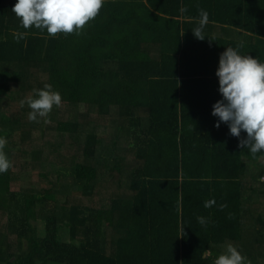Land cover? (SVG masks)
Masks as SVG:
<instances>
[{
	"label": "trees",
	"instance_id": "1",
	"mask_svg": "<svg viewBox=\"0 0 264 264\" xmlns=\"http://www.w3.org/2000/svg\"><path fill=\"white\" fill-rule=\"evenodd\" d=\"M15 3L0 0V136L12 164L0 174V264H214L226 248L213 247L228 241L264 264V242L255 253L233 244L251 221L264 224V155L211 115L220 54L242 44V55L264 62V0H105L82 29L55 36L21 27ZM201 9L203 40L192 33ZM17 31L27 33L19 42ZM46 84L62 104L38 121L80 139L55 178L27 161L14 169L31 121L20 102ZM114 110L104 142L98 129ZM90 115L102 121L86 130L81 117ZM32 140L31 162L58 156L57 144L47 153ZM126 142L130 150L118 147ZM25 176L49 184L24 189ZM97 190L106 193L98 204Z\"/></svg>",
	"mask_w": 264,
	"mask_h": 264
},
{
	"label": "clouds",
	"instance_id": "2",
	"mask_svg": "<svg viewBox=\"0 0 264 264\" xmlns=\"http://www.w3.org/2000/svg\"><path fill=\"white\" fill-rule=\"evenodd\" d=\"M105 0H16L12 12L20 20L21 27H35L46 31L49 36L58 33L70 34L78 31L95 18L103 7ZM185 9H181L184 11ZM198 26L192 30L194 36L205 39L203 28L208 23V12L200 10ZM26 32H13V38L19 42L26 37ZM231 46L223 51L218 59L215 75L218 78V92L221 99L212 105L211 115L217 118L215 127L221 123L227 125L231 136L246 138L240 146L248 148L253 155H264V62L249 55H242L239 49ZM34 95L21 100V107L28 105L31 111L28 119L47 117L53 107L62 104L61 94L53 90L50 84L42 89H34ZM7 139L0 136V174L7 172L11 161L4 152ZM214 201L205 202L210 207ZM201 225L207 223L206 218L197 217ZM184 231V229H182ZM214 264H251L237 247L229 244L219 254Z\"/></svg>",
	"mask_w": 264,
	"mask_h": 264
},
{
	"label": "rangeland",
	"instance_id": "3",
	"mask_svg": "<svg viewBox=\"0 0 264 264\" xmlns=\"http://www.w3.org/2000/svg\"><path fill=\"white\" fill-rule=\"evenodd\" d=\"M79 110L85 111L86 110L85 106L81 107ZM39 119L40 118H37V120H35V121L25 120L28 124L24 127V129H26L27 126L29 127L30 123L32 125L34 122L38 121ZM109 119H106V125L104 126L105 128L100 127L98 129L99 133L102 136H104V142L109 141V139L111 137L110 130L115 126L113 124H115L118 121V117L116 115L115 110L110 113ZM99 120L102 121V119L96 118V116H92V115L86 116V117H81V122L83 123V126L86 130H88V128H90V127L94 128ZM53 125L54 124H52V123H48V122H45L44 120H40L32 127L33 130H24V129L21 130L23 132V136L20 139V141H22V143H24L28 146L26 147L27 148L26 152L24 150H22V148H20L21 153H20L19 149H15L14 154L18 155L17 158L15 156V160H16L15 165H14L15 171H20L21 169H27V168H31V167L32 168L37 167V169L44 170V173L46 175H48V178L49 177L55 178L56 177V175L54 174V168L55 167L60 166L62 168H65V167L68 168V166H69L68 156H71V155L73 156V154H75V153H78V155L80 154L79 152L81 150H79V148H78L80 145L79 137H77V138L74 137L71 139L70 142H68L67 137H64V136L62 137L60 135V133L55 132V130L53 129ZM123 133H124V135H126L125 132H123ZM37 138L45 146V147H39V149H45L46 150V147L48 146L49 143L57 144L55 149L57 150L58 156L52 157L50 155H48V156L43 155V156H41V159L39 161L34 162L32 160V162H31V160L29 159L30 155L28 154L29 145H30L29 141L31 139H33L31 141V143H34L36 146H39V142H38ZM58 144H60L62 146H58ZM127 145H128L127 142L125 143V145L123 143H119L118 147H121L122 150H125V149L130 150L131 148L127 147ZM46 152L48 153L47 150H46ZM61 153L64 154L65 156H60ZM66 155H68V156H66ZM13 158H14V156H13ZM49 160H52V162ZM24 161L31 163V166L28 164L27 166H25L27 168H25V167L22 168ZM256 170H257V167L254 169V171H256ZM26 177L27 176H25V179H22V182H21V187L24 189L41 190L44 186H47L49 184L48 180H46V184L43 185L41 179L33 180V179L26 178ZM40 177H42V176H40ZM63 179H66V176H62V180ZM261 180H262V177H261ZM124 181H126V180L124 179ZM106 183L114 184V180L104 178V181L102 182L101 188L104 190L108 188L110 190L111 185L108 186ZM105 195H106V193L103 190H97V192L95 194L96 204H98L99 196L104 197ZM257 225L259 226L260 233L264 236V224L259 222ZM252 238H254V235H253V237L250 236L247 240H250ZM62 239L66 240V232L62 235ZM262 241L264 242V239Z\"/></svg>",
	"mask_w": 264,
	"mask_h": 264
},
{
	"label": "crops",
	"instance_id": "4",
	"mask_svg": "<svg viewBox=\"0 0 264 264\" xmlns=\"http://www.w3.org/2000/svg\"><path fill=\"white\" fill-rule=\"evenodd\" d=\"M215 30L217 29L216 27L214 28ZM247 220H249L247 218ZM248 221H245V223ZM257 220H253V222L251 221L250 224L246 225L245 228H242L240 233H241V237L240 239L233 241L235 243H233L234 245H238L239 247H241L243 250L242 251H253L254 253L257 252V248L259 249V251H262V247L259 246V242H263L262 241V234L259 231V226L257 225ZM254 238L247 240L250 236ZM232 244L228 242L225 243H221L217 246H214L213 248L219 249L222 251L224 250L227 245Z\"/></svg>",
	"mask_w": 264,
	"mask_h": 264
},
{
	"label": "built area",
	"instance_id": "5",
	"mask_svg": "<svg viewBox=\"0 0 264 264\" xmlns=\"http://www.w3.org/2000/svg\"><path fill=\"white\" fill-rule=\"evenodd\" d=\"M262 180L264 181V175L262 176Z\"/></svg>",
	"mask_w": 264,
	"mask_h": 264
}]
</instances>
